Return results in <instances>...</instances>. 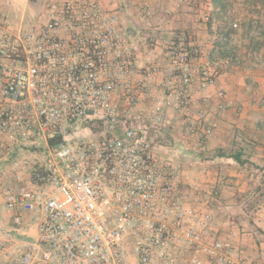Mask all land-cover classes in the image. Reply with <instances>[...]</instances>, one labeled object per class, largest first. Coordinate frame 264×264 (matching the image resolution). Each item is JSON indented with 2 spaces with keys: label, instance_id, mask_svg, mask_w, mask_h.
<instances>
[{
  "label": "built area",
  "instance_id": "built-area-1",
  "mask_svg": "<svg viewBox=\"0 0 264 264\" xmlns=\"http://www.w3.org/2000/svg\"><path fill=\"white\" fill-rule=\"evenodd\" d=\"M44 17L12 27L0 14V159L39 150L27 174L18 162L11 180L0 172V206L19 234L34 227L14 241V264H252L231 240L237 228L222 236L214 185L182 182L150 134L175 109L182 135L204 149L212 114L240 109L223 88L210 92L219 71L202 65L199 45L177 36L169 61L153 54L136 81L132 43L106 0H48ZM238 28L230 21L226 36Z\"/></svg>",
  "mask_w": 264,
  "mask_h": 264
},
{
  "label": "rangeland",
  "instance_id": "rangeland-1",
  "mask_svg": "<svg viewBox=\"0 0 264 264\" xmlns=\"http://www.w3.org/2000/svg\"><path fill=\"white\" fill-rule=\"evenodd\" d=\"M47 3L48 0H38L41 9H36L34 12L28 13L25 16V23L33 22L36 19H44ZM106 4L113 9H118L120 26L126 37L132 43L135 60L142 63V69L150 64L153 59V54L156 53H160V57L168 62L169 58L166 55V45H168L170 40L181 35H185L187 38L190 37L195 43H197V38H199L200 42L198 41V47L201 50L202 60L203 58L207 59V56H209L208 52L211 49V45L205 41L206 38H203L209 34L208 28L205 27L207 22L202 18L198 19V23L202 27L198 29V34L197 29L190 26L195 19L191 21L188 13L195 12V9H205L203 10L204 12L210 11L207 9H228L229 12H225L229 20L237 21L239 24V28L232 32L234 35L238 33L239 36H244L241 38L243 40L241 43L244 46L247 44L255 45L256 42L263 39L261 37H264V0H106ZM151 9H169V12L168 10L165 11V17L162 18L158 17L156 13H153ZM174 9L178 10L175 11ZM177 12L178 18L172 19V15L170 17L166 16L169 13L175 14ZM181 13L182 15H180ZM253 20H257L261 27L258 31L255 30L251 33L252 28L249 27ZM171 22H183L180 25L184 24V26H177ZM246 26L247 28L245 29ZM128 30H132L133 33H129ZM241 31H244V35ZM202 39L203 43L201 44ZM213 57V61L221 67L222 54L218 51L214 53ZM261 62L257 61L255 63L254 61L253 63L260 65ZM201 63L206 66V62ZM262 64L264 66V62ZM196 101V107H200L198 97ZM232 102L234 103V101ZM263 103L264 101L259 102V104ZM234 105H238L240 109L229 108L233 109V112L236 114L230 116L235 121L230 123L229 126L219 127L218 121L219 114L229 109L212 114L217 125L213 134L207 138L204 149L200 148V139H197V137H184L182 135L180 132L181 125L178 130H172L170 132L171 134L150 126V134L160 139V143L162 144L160 148L161 153L165 157H172L174 163L179 165L185 172L181 178L182 182L187 179L200 180L206 181L209 185H214L218 191V202L214 206L215 218L219 223H231V226L233 225L235 229L237 228L239 235L242 233L260 235L261 233L264 234V225L258 227L255 223L256 218H259L262 213L264 214V189L262 192L257 191V187L261 186L264 188V178L256 177L260 173V170L257 169L255 164L252 165L249 162L243 165V167H248V172H243L240 170L241 165L236 162L232 164L229 162L228 157L216 156L218 149H222L225 153L240 149L242 153L243 146L241 145L240 139L243 137L253 139L254 144L252 143L251 145L256 146L257 151H260L261 147L264 148V143L258 141L262 137L257 136L255 138V130H248L244 122L242 123L240 120L239 122L236 119L244 110L242 104L234 103ZM197 111L194 109V113ZM262 128V133H264V127ZM37 155H39L37 147L33 145H22L17 148V152L11 157L0 159V172L6 167L8 169L6 180H11L13 174L11 167L14 163L18 162L20 165H31ZM246 174L249 179L247 181L243 179ZM226 218L234 222L223 221ZM12 225V220L0 206V239L9 241V248L0 257V263L1 260L5 262L9 259L10 262L5 263L14 264L15 257L17 256V248L14 246V241L31 240V235L34 233L33 225L28 226V229L26 228L30 231V236H23L18 234L17 231L10 232L9 229ZM4 231L10 235L5 234ZM251 258L249 255L245 257L246 260L253 263ZM131 263L137 264L134 259Z\"/></svg>",
  "mask_w": 264,
  "mask_h": 264
},
{
  "label": "crops",
  "instance_id": "crops-1",
  "mask_svg": "<svg viewBox=\"0 0 264 264\" xmlns=\"http://www.w3.org/2000/svg\"><path fill=\"white\" fill-rule=\"evenodd\" d=\"M36 9H41V5L38 4V0H0V14L5 17V20L12 26L15 27L19 23H25V16L28 13L34 12ZM153 13H156L158 17H165V11L169 9H151ZM177 11L178 9H174ZM205 9H195V12L188 13L191 17V21L195 19L192 25V28L197 29V34L199 32L198 29H201V25L198 23V19L201 18L202 13H208L210 16V20L205 24V27L208 28L209 34L205 41L207 44L211 45V49L209 50V56L203 58L204 62L208 64V66L214 67L217 69L219 65L213 61L214 53L218 52L222 54V65L217 69L219 71V79L217 85L214 87H210V92H214L216 88H223L229 99L234 101L236 104H242L244 110L236 118L238 121L240 120L242 123H245V127L248 130H255L254 137L261 136L262 139H258L259 142L264 143V103L259 104V102L264 101V66L262 62H264V37L260 39V41L256 42V44H247L243 45L241 39L244 36H239L236 33L233 37L226 36L227 32H229V23L230 20L227 17L228 9H207L210 10L208 12H204ZM4 11V12H3ZM226 11V12H225ZM226 13V14H225ZM172 15V19L178 18V12L175 14L169 13L166 15L170 17ZM182 15V13L180 14ZM16 17V18H14ZM179 26L183 22H171ZM149 24V23H148ZM180 26H184L180 25ZM146 27V26H145ZM148 28V27H147ZM247 26L245 27V29ZM244 29V31H245ZM244 31L241 33L244 35ZM129 33L130 30H128ZM200 42L199 38H197V43ZM203 43V39L201 44ZM258 56V57H257ZM260 58V59H259ZM262 59V62H261ZM149 60V59H148ZM261 62L260 65L255 63ZM135 80H144L146 79L143 75L145 73V69H142L138 60H135ZM253 63V64H252ZM252 64V65H251ZM257 65V67H255ZM221 68V69H220ZM147 83V82H146ZM154 87L153 84H151ZM150 85V86H151ZM195 102L198 97V93H194ZM150 100H143L137 106V110L145 111L149 107L148 102ZM197 110V107L194 108ZM233 109H229L224 111V113L219 114V127L229 126L233 120L230 117L233 112ZM170 125L166 128L162 129L166 132L168 128L174 130L179 128L181 125V114L177 112L175 109H170L169 113ZM236 115V114H235ZM239 121V122H240ZM244 127V128H245ZM253 127V129H251ZM250 128V129H249ZM220 129V128H219ZM161 130V131H162ZM163 131V132H164ZM260 133V134H257ZM252 134V133H250ZM235 135V133H234ZM241 140L242 148V158H247L249 162L253 165L255 164L257 169L260 170V173L256 175V177L264 178V148L261 147L260 151H257V147L251 145L254 144V140L250 138L243 137ZM229 162L235 164V161L232 158H229ZM237 163V162H236ZM28 165V164H27ZM27 165H23V170L27 171ZM248 167L241 166L240 170L243 172H248ZM27 174V173H26ZM243 178L245 181L249 180L247 178V174L244 175ZM247 184V183H246ZM258 188V187H257ZM260 220V222H259ZM258 227L264 225V214L262 213L259 218H256L255 221ZM13 224V223H12ZM231 223H222L221 230L222 236H226L228 229L230 228ZM262 224V225H261ZM7 230V229H5ZM19 230V229H18ZM10 232L17 231V228L12 225L9 229ZM19 234V231H17ZM5 234H7L4 231ZM7 235H10L9 233ZM20 236V235H19ZM231 240L234 244L239 245L243 250V254L245 257L247 255L251 256L253 263L252 264H264V234L260 235L246 234L242 233L239 235L237 232L231 235ZM5 260V259H4ZM5 262H10L9 259ZM1 260L0 264H6Z\"/></svg>",
  "mask_w": 264,
  "mask_h": 264
},
{
  "label": "trees",
  "instance_id": "trees-1",
  "mask_svg": "<svg viewBox=\"0 0 264 264\" xmlns=\"http://www.w3.org/2000/svg\"><path fill=\"white\" fill-rule=\"evenodd\" d=\"M129 34V33H128ZM172 131V129L168 128L166 130L167 133H170ZM171 134V133H170ZM55 141H51L50 143H54ZM216 156H219V157H228V158H232L235 162H237L239 165L243 166L245 164H248L249 163V160L247 158H242V153H241V150L240 149H237V150H234V151H229V153H225V151H223L222 149H218L217 152H216ZM263 187H258L257 188V191H263ZM217 220V219H216ZM218 221V220H217ZM223 221H227V222H234V221H231L229 218H226L225 220Z\"/></svg>",
  "mask_w": 264,
  "mask_h": 264
},
{
  "label": "water",
  "instance_id": "water-1",
  "mask_svg": "<svg viewBox=\"0 0 264 264\" xmlns=\"http://www.w3.org/2000/svg\"><path fill=\"white\" fill-rule=\"evenodd\" d=\"M130 32H131V33H133V31H132V30H130Z\"/></svg>",
  "mask_w": 264,
  "mask_h": 264
}]
</instances>
